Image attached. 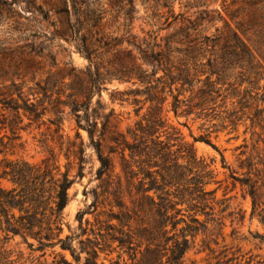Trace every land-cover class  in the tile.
Wrapping results in <instances>:
<instances>
[{"label": "trees", "instance_id": "1", "mask_svg": "<svg viewBox=\"0 0 264 264\" xmlns=\"http://www.w3.org/2000/svg\"><path fill=\"white\" fill-rule=\"evenodd\" d=\"M212 2L186 0V12L175 14L173 2L167 1L168 5H163L169 9L167 25L147 31L142 38L133 33L126 38L105 34L99 25L101 16L82 12L81 27L73 33L79 34L76 51L88 65L76 73L74 68L65 73L72 78L67 99L62 101L58 91L52 110L55 115L63 114L60 107H69L77 127L86 131L88 144L99 162L95 173L99 192L94 193L90 211L78 212V233L60 238L62 211L75 179L69 176V169L61 172L52 152L36 164L3 158L0 179L8 178L15 185L5 189L0 183V231L7 238L9 234L19 235L24 241L34 238L38 249L59 244L62 250L69 251L75 264H105L100 255H109L114 243L120 249L134 250L129 255L131 264H188L186 255L191 250L215 255L211 242L218 245V240H209L208 236L214 230L224 238V224L215 218L216 188L208 186L221 181L212 168L213 160L198 156L193 143L169 124L167 115L171 112L176 118L200 121L204 133L192 135L194 141L215 149L213 133L217 136L223 131L237 132L247 119L250 127L259 126L264 131V107H259L255 87L259 75L256 70L264 73V56L263 62L257 60L250 38H246L253 32L257 42H264V0H244L248 7L230 14L232 20L238 18L235 28L224 21V30L216 28V34L203 35L204 23L222 20L218 10L209 8ZM192 9L195 11L189 14ZM172 27L173 31L160 37L161 30ZM67 32L66 28L59 36H67ZM124 42L127 46L123 48ZM106 53L111 56L105 60ZM61 72L51 75L53 83L57 84L54 77ZM113 79L138 85L123 91L113 89L112 100L131 99L139 117L125 131L120 130L119 115L114 109L105 113L100 100L101 91L107 89L105 84ZM41 90L46 95L47 90ZM15 92L22 104L12 97L14 91L4 99L0 93V129L7 128L13 135L22 129L23 116H30L29 120L36 123L43 114L39 104L29 102L19 89ZM95 92L99 98L93 106ZM6 113L12 118L8 119ZM50 123L58 133L60 118ZM76 139L79 143L67 140L66 157L73 156L78 161L76 176L81 178L85 144L78 132ZM3 145L0 137V153ZM240 168L247 170L238 180L252 199L250 216H259L264 224V210L256 213L264 175L259 174L251 157L240 160ZM106 201L111 206L109 213H95V224L84 219L85 214H94L98 204ZM14 209L19 211L18 216ZM200 235L204 237L198 245ZM223 253L214 257L216 264L228 261ZM8 254L0 245V264L8 263ZM57 264L72 263L61 255ZM189 264L199 263L191 259Z\"/></svg>", "mask_w": 264, "mask_h": 264}, {"label": "rangeland", "instance_id": "2", "mask_svg": "<svg viewBox=\"0 0 264 264\" xmlns=\"http://www.w3.org/2000/svg\"><path fill=\"white\" fill-rule=\"evenodd\" d=\"M167 1L173 2L172 9L175 14L186 12L183 6L186 0H0V93L4 94L2 99L14 91L12 97L22 104L15 92V89L16 91L19 89L25 99L39 104L38 108L43 112L36 123L29 120L30 116H23L20 124L22 129L16 135L7 128L0 129V137H3L4 143L1 146L0 160L5 158L10 161L21 160L36 164L52 152L60 171L69 169V176L75 179L68 189V203L62 211L60 238L78 233L76 220L78 212L90 211L89 205L94 200V193L99 192V181L95 175L99 162L88 144L86 131L77 127L76 118L70 113L69 107H60V110H64L63 114L55 115L52 110L58 91L62 93L60 94L62 101L67 99L68 84L71 83L72 78L65 76V73L72 68L75 71L73 73H76L88 65L87 60L76 51L79 34L73 33L81 27L82 12L91 16H101L99 25L105 34L126 38L129 33H133L142 38L147 31H156L159 27L167 25L165 17L169 16L167 12L169 9L163 6L168 5L165 4ZM245 7L248 6L244 0H213L209 8L218 10L222 20L204 23L201 26L202 34L211 36L217 33L216 28L219 31L224 30V21L235 28V21L238 18L232 20L230 14ZM194 11V9L190 10L189 14ZM159 15L164 17L160 18ZM171 20L172 17L168 19ZM173 27L169 30H161L160 37L168 35L173 31ZM66 28L69 29L67 32L69 34L60 37L59 33ZM248 37L256 59L263 62L264 42H257L253 32L247 33L246 38ZM126 46L127 43L124 42L122 47ZM133 52L138 56L136 50ZM110 56V53H106L104 59ZM59 71H62L61 74L54 77L57 84L53 83L51 75ZM256 71L259 74L255 86L258 89L257 99L259 107L263 108L264 73L261 69ZM105 87L107 89H103L100 94L101 103L105 106L104 112L114 109L121 120L120 130L125 131L126 127L133 125L139 117L134 113L131 99L127 102L112 100L113 89L123 91L136 88L138 85L133 86L131 83L113 79L107 82ZM42 88L47 90L46 95ZM98 98L95 92L92 97L93 106ZM146 106L141 114L145 112ZM6 116L8 119L12 118L9 113H6ZM57 117L60 118L61 125L59 132L55 133L56 126L50 121ZM167 118L169 124L175 126L186 141L193 143L198 156L213 160L212 168L217 179L221 181V184L209 185L208 189L216 188L217 201L214 203V213L215 218H220L224 224L222 230L224 238L213 230L209 233L208 239L218 240V245L211 242L212 247L217 251L215 255L207 256V252L195 254V250H191L186 255L187 263L195 259L199 264H216L217 260L214 257L224 251L223 255L228 257L226 264H264V224L257 215L251 218L252 199L238 180L243 178L247 171L245 168H240V160L246 157H251L259 174L264 175V131L259 126L250 127L251 121L247 119L238 126L237 132L227 134V131H223L217 136L213 133L211 140L217 148L215 149L204 142L194 141L192 135L197 137L204 133L200 121H192L184 117L176 118L171 112L168 113ZM77 132L85 144L81 178L76 176L78 161L73 156L69 159L66 157L67 140H76L79 143V139H76ZM1 169L0 167V174ZM252 177L256 178L253 175ZM0 183L5 189L15 187L8 178H1ZM259 198L260 207L256 213L264 210V187L261 188ZM110 209L111 206L107 201L98 204L94 214H85L84 219H89L95 224V213L105 211L107 214ZM113 210L117 211L116 208ZM13 213L19 215L17 209H14ZM203 237L200 235L197 238L198 245ZM6 238L5 233L0 231V245L9 252L7 264H57L61 255L75 264L69 251L62 250L59 244L38 249V241L34 238L29 237L24 241L21 236L11 234ZM72 243L73 246H77V240ZM112 247L114 250L109 255H100L105 264H115V261H118V264H131L129 255L134 250L120 249L117 243Z\"/></svg>", "mask_w": 264, "mask_h": 264}]
</instances>
